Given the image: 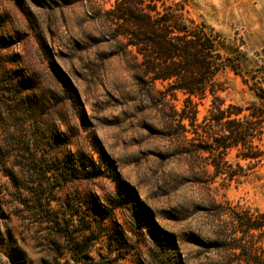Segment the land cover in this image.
I'll return each mask as SVG.
<instances>
[{
    "label": "rangeland",
    "instance_id": "1",
    "mask_svg": "<svg viewBox=\"0 0 264 264\" xmlns=\"http://www.w3.org/2000/svg\"><path fill=\"white\" fill-rule=\"evenodd\" d=\"M111 5L112 0H0V264H72L47 255L56 231L28 215L25 190L38 178L30 169L36 160L50 170L55 189L46 186L42 207L56 213L63 230L78 232L86 198L104 201L115 194L103 158L153 221L176 237L185 264H236L235 253L213 245L216 213L228 205L264 211V161L240 184L225 186L220 178L209 183V155L184 153L201 136L184 146L181 136H192L188 122L168 125L183 96L177 93V100L160 109L147 103V88L140 89L127 68L133 50L126 58L117 55L122 49L99 19ZM188 9V18L215 39L227 62L240 66V75L227 67L219 76L225 104L255 102L254 91L264 89V0H189ZM208 107V98L200 101L199 120ZM259 145L264 151V134ZM67 158L91 159L102 173L80 181L64 169ZM226 159L234 162V152ZM116 214L123 227L134 229L126 209ZM95 247L100 254L92 255L109 262L100 250L103 242Z\"/></svg>",
    "mask_w": 264,
    "mask_h": 264
},
{
    "label": "trees",
    "instance_id": "2",
    "mask_svg": "<svg viewBox=\"0 0 264 264\" xmlns=\"http://www.w3.org/2000/svg\"><path fill=\"white\" fill-rule=\"evenodd\" d=\"M188 7L189 0H112L111 7L101 12L99 19L109 24L111 39L121 47L117 55L126 58L133 50L127 68L136 85L147 88L146 101L153 109H160L170 99L177 100V93L183 96L168 125L173 120L188 122L187 131L192 136H181V145L201 136L202 140L189 144L191 149L184 153L209 155V183L220 178L225 186L240 184L264 161L259 145L264 134V89L255 90L256 101L244 107L225 104L219 95L225 84L219 76L227 67L240 75V66L228 63L229 58L218 52L215 39L188 18ZM261 62L259 72L264 75V57ZM156 83L161 89L155 88ZM206 98L209 107L199 120L198 105ZM232 152L235 161L229 162L226 157ZM67 159L64 169L80 181H90L102 173L98 167L95 170L91 159ZM103 159L117 184L115 194L104 201L93 196L86 198V218L81 220L82 229L78 232L63 230L56 213L42 207L45 188L49 185L55 189L56 178L50 182V170L34 160L30 171L38 178L30 190H25L31 199H25L24 204L35 223L56 231L53 244L45 249L47 255L54 262L67 257L72 264H105L92 255L100 254L95 245L103 242L100 250L110 258L106 264L125 260L131 264H185L176 237L153 221L136 192L123 185L113 164ZM52 161L57 162L58 156ZM9 175L12 181L18 179ZM223 208L216 213L219 226L213 245L235 253L236 264H264V211L229 205ZM119 209L129 212V223L134 229L122 226L116 214Z\"/></svg>",
    "mask_w": 264,
    "mask_h": 264
}]
</instances>
